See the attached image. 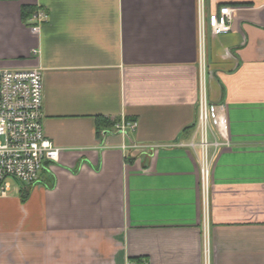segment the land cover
<instances>
[{
  "label": "crops",
  "instance_id": "0c3cea01",
  "mask_svg": "<svg viewBox=\"0 0 264 264\" xmlns=\"http://www.w3.org/2000/svg\"><path fill=\"white\" fill-rule=\"evenodd\" d=\"M222 6L214 35L199 0H0V68L41 69L61 148L0 197V264H264V0H203L205 17ZM202 91L228 139L205 191Z\"/></svg>",
  "mask_w": 264,
  "mask_h": 264
},
{
  "label": "built area",
  "instance_id": "2783aa9c",
  "mask_svg": "<svg viewBox=\"0 0 264 264\" xmlns=\"http://www.w3.org/2000/svg\"><path fill=\"white\" fill-rule=\"evenodd\" d=\"M201 32L207 24L214 35L231 29L232 8L222 6L217 11L204 15L199 0ZM48 20L43 9L36 10L31 17L38 28ZM34 53H39L35 49ZM43 72L39 68L1 69L0 68V197L7 196L11 190L10 180L14 179L25 187L38 182L40 172L48 164L59 160L61 148L47 137L43 126ZM136 122L116 123L115 129L127 133V128H135ZM210 126L216 127L222 141L208 139ZM227 117L222 104L210 103L201 92L199 99V129L201 139L200 171L203 190L209 182L211 148L228 143L225 137ZM136 146V145H134ZM191 146H195L191 143ZM138 147V145H137ZM151 149L155 148L153 145ZM136 264V263H133ZM138 264V263H137ZM139 264H149L142 260Z\"/></svg>",
  "mask_w": 264,
  "mask_h": 264
},
{
  "label": "trees",
  "instance_id": "16d2710c",
  "mask_svg": "<svg viewBox=\"0 0 264 264\" xmlns=\"http://www.w3.org/2000/svg\"><path fill=\"white\" fill-rule=\"evenodd\" d=\"M36 10H35V8L34 7H27V6H24L23 8H22V14H23V18L25 19V23L27 24V26H34L35 25V22H30L29 20H30V18L29 17H31V15L35 12ZM106 124H109V122L107 121H105V125Z\"/></svg>",
  "mask_w": 264,
  "mask_h": 264
}]
</instances>
